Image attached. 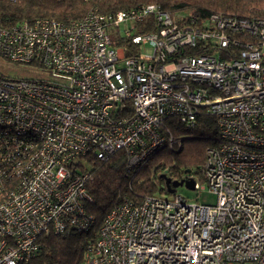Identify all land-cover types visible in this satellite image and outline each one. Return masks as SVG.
<instances>
[{
  "label": "built area",
  "instance_id": "2783aa9c",
  "mask_svg": "<svg viewBox=\"0 0 264 264\" xmlns=\"http://www.w3.org/2000/svg\"><path fill=\"white\" fill-rule=\"evenodd\" d=\"M152 19L154 31L137 33ZM129 40L131 57L114 37ZM150 52L145 53L144 49ZM0 60L47 79L0 72V264H29L43 235L95 224L84 161L118 153L133 172L164 147L175 118H215L197 191L124 198L89 243L83 264H264V19L212 14L199 21L156 4L64 23L0 27ZM172 196V197H171Z\"/></svg>",
  "mask_w": 264,
  "mask_h": 264
},
{
  "label": "trees",
  "instance_id": "16d2710c",
  "mask_svg": "<svg viewBox=\"0 0 264 264\" xmlns=\"http://www.w3.org/2000/svg\"><path fill=\"white\" fill-rule=\"evenodd\" d=\"M146 4H156L173 16L187 13L199 21L212 14L264 19V0H0V27L9 28L21 21L36 19L68 23L84 18L93 10L108 14ZM154 29L152 19L147 18L138 25L137 33ZM114 39L117 45L125 48L127 57L136 53L129 40L117 36ZM165 127L181 146L178 149L162 148L133 172L127 169V158L123 153L106 162L88 158L91 178L86 188L93 202L85 208L86 213L95 219L94 227L83 234L41 236L39 252L29 264H83L87 247L93 242L107 213L124 198L140 203L150 195H167L164 176L175 182L188 172L202 175L207 150L219 142L215 118L204 115L194 128H185L171 118Z\"/></svg>",
  "mask_w": 264,
  "mask_h": 264
},
{
  "label": "rangeland",
  "instance_id": "374dc122",
  "mask_svg": "<svg viewBox=\"0 0 264 264\" xmlns=\"http://www.w3.org/2000/svg\"><path fill=\"white\" fill-rule=\"evenodd\" d=\"M145 53H149L148 49H144ZM0 72L6 76L15 79H47V75L41 73L38 69L30 66H20L12 64L7 61L0 60ZM85 166L89 167L88 161H84ZM197 182L204 186V182L201 180L199 175H195ZM176 196H182L187 198L189 201H197L202 204L214 205L216 203V196L208 190H192L186 187V185L180 186L176 189ZM172 197V196H171Z\"/></svg>",
  "mask_w": 264,
  "mask_h": 264
},
{
  "label": "water",
  "instance_id": "95a60500",
  "mask_svg": "<svg viewBox=\"0 0 264 264\" xmlns=\"http://www.w3.org/2000/svg\"><path fill=\"white\" fill-rule=\"evenodd\" d=\"M165 182H166V188L169 194L175 193L176 189L180 186L186 185L187 188L189 189H194V181L189 180V181H175L172 182L170 178H167L164 176Z\"/></svg>",
  "mask_w": 264,
  "mask_h": 264
},
{
  "label": "flooded vegetation",
  "instance_id": "af4514ba",
  "mask_svg": "<svg viewBox=\"0 0 264 264\" xmlns=\"http://www.w3.org/2000/svg\"><path fill=\"white\" fill-rule=\"evenodd\" d=\"M190 174H191L190 172L186 173L185 175L182 176V179L179 180V181H182V180H184L185 178L189 177Z\"/></svg>",
  "mask_w": 264,
  "mask_h": 264
}]
</instances>
